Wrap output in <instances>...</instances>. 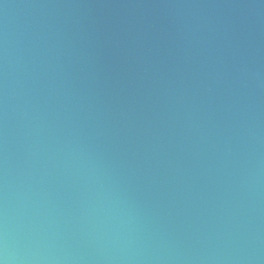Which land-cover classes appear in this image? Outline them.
<instances>
[{
  "label": "water",
  "instance_id": "95a60500",
  "mask_svg": "<svg viewBox=\"0 0 264 264\" xmlns=\"http://www.w3.org/2000/svg\"><path fill=\"white\" fill-rule=\"evenodd\" d=\"M0 264H264V0H0Z\"/></svg>",
  "mask_w": 264,
  "mask_h": 264
}]
</instances>
